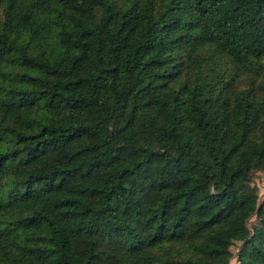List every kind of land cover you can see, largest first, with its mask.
<instances>
[{
  "label": "trees",
  "instance_id": "16d2710c",
  "mask_svg": "<svg viewBox=\"0 0 264 264\" xmlns=\"http://www.w3.org/2000/svg\"><path fill=\"white\" fill-rule=\"evenodd\" d=\"M262 61L264 0H0V264H264Z\"/></svg>",
  "mask_w": 264,
  "mask_h": 264
},
{
  "label": "rangeland",
  "instance_id": "374dc122",
  "mask_svg": "<svg viewBox=\"0 0 264 264\" xmlns=\"http://www.w3.org/2000/svg\"><path fill=\"white\" fill-rule=\"evenodd\" d=\"M262 62H264V61H262ZM221 65L224 67V65L222 63H221ZM227 77H229L231 83H233L235 86H239V88L246 87V85H248L251 80L254 81V83L259 81V79H257V76L252 75V74H249V76L248 75L239 76L233 72H228ZM256 85L257 84H255V86ZM250 179H251L252 183L256 186L258 196L260 197L262 195V193L264 192V171H262V170L252 171L250 174ZM255 221H256V217L254 215H252L248 219L246 227L243 230L236 233L235 238L233 240V244L230 246V251L232 253H235L236 248L239 245L242 237L250 229L251 224L255 223ZM233 263H234V257L230 258L228 264H233Z\"/></svg>",
  "mask_w": 264,
  "mask_h": 264
}]
</instances>
